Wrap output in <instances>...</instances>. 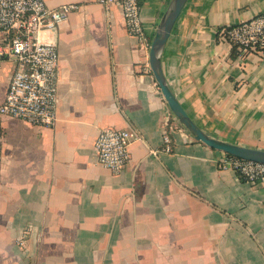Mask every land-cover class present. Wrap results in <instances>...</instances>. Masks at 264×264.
Here are the masks:
<instances>
[{"label":"crops","instance_id":"crops-1","mask_svg":"<svg viewBox=\"0 0 264 264\" xmlns=\"http://www.w3.org/2000/svg\"><path fill=\"white\" fill-rule=\"evenodd\" d=\"M44 1L78 7L55 35L54 125L0 113V264H264V188L219 168L226 153L180 125L120 6ZM169 1L139 0L150 41ZM262 11L264 0H187L161 67L202 131L264 150V57L217 38ZM11 73L3 62L0 103ZM166 121L170 152L161 150ZM104 127L143 137L117 173L96 161Z\"/></svg>","mask_w":264,"mask_h":264},{"label":"built area","instance_id":"built-area-1","mask_svg":"<svg viewBox=\"0 0 264 264\" xmlns=\"http://www.w3.org/2000/svg\"><path fill=\"white\" fill-rule=\"evenodd\" d=\"M103 5L120 6L127 33L140 47L148 49L150 40L141 22L139 0H99ZM76 4L51 8L44 0H0V67L10 63L12 73L0 113L31 125L50 127L56 121L58 51L56 32ZM219 41L228 44L241 55L264 57V11L237 24L218 29ZM151 73L149 64L143 68ZM172 126L166 121L162 133L161 150L170 152ZM134 129L104 127L94 140L96 161L111 172H119L129 158V147L142 140ZM155 154L156 150H150ZM218 167L232 170L252 185L264 188V163L239 158L226 153L218 160Z\"/></svg>","mask_w":264,"mask_h":264},{"label":"water","instance_id":"water-1","mask_svg":"<svg viewBox=\"0 0 264 264\" xmlns=\"http://www.w3.org/2000/svg\"><path fill=\"white\" fill-rule=\"evenodd\" d=\"M186 1L187 0L169 1L167 8L164 11L161 19L159 20L155 33L150 41L148 51V64L151 73L160 88V92L173 116L195 140L201 141L210 148L221 150L230 155L264 163L263 149L226 142L211 137L204 131H202L182 108L180 102L176 98L164 76L161 67V54L166 40L171 32V29Z\"/></svg>","mask_w":264,"mask_h":264}]
</instances>
